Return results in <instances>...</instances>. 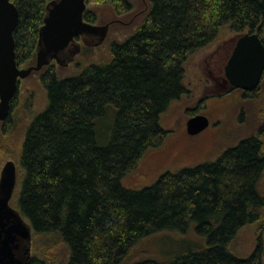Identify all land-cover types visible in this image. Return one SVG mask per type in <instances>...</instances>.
Segmentation results:
<instances>
[{
    "label": "trees",
    "instance_id": "obj_1",
    "mask_svg": "<svg viewBox=\"0 0 264 264\" xmlns=\"http://www.w3.org/2000/svg\"><path fill=\"white\" fill-rule=\"evenodd\" d=\"M12 1L20 13L16 60L30 66L51 0ZM99 7L113 10L115 25L134 3L87 0L85 19L96 23ZM142 13L107 57L67 77L52 64L46 69L48 104L27 128L16 207L34 241L67 250L66 264H122L141 239L193 228L203 245L131 264H264L261 238L249 257L229 249L242 227L264 221V126L262 136L242 139L214 161L166 172L142 189L123 185L145 153L163 145L169 131L161 117L188 92L189 57L224 26L238 36L261 26L264 41V0H149ZM28 264L50 263L32 254Z\"/></svg>",
    "mask_w": 264,
    "mask_h": 264
},
{
    "label": "rangeland",
    "instance_id": "obj_2",
    "mask_svg": "<svg viewBox=\"0 0 264 264\" xmlns=\"http://www.w3.org/2000/svg\"><path fill=\"white\" fill-rule=\"evenodd\" d=\"M133 10L116 19L112 24L107 40L100 46L81 52L68 66L53 62L54 72L67 77L80 67L107 57L110 43L121 41L126 32L134 30L144 19L149 0H132ZM101 15L97 24H105L115 19L116 14L110 7L95 8ZM238 35L229 26H224L218 36L205 47L193 53L185 64V84L188 92L174 101L161 117L162 126L169 131L163 145L149 149L140 160L135 171L123 178V185L129 189H142L150 186L166 172H176L182 168L205 161H214L227 148L237 145L242 139L261 135L264 126V78L252 90L222 88L225 66L232 54ZM36 61V60H35ZM35 64V63H34ZM79 64V65H78ZM50 65L34 71L19 82V90L12 101L10 116L0 120V171L12 159L18 166V184L11 200L16 206L18 191L21 187L22 168L20 157L27 128L33 119L45 110L48 104L47 90L42 76ZM28 67V66H22ZM196 114H205L210 125L199 134L187 131V121ZM264 194V175L260 181ZM264 221L242 227L229 245V249L239 257H249L259 238L264 241ZM204 240L191 229L186 233L161 231L141 239L134 245L122 264H131L144 259L168 260L177 251L187 246L203 245ZM66 249L43 240H32V254H38L50 264H66Z\"/></svg>",
    "mask_w": 264,
    "mask_h": 264
},
{
    "label": "water",
    "instance_id": "obj_3",
    "mask_svg": "<svg viewBox=\"0 0 264 264\" xmlns=\"http://www.w3.org/2000/svg\"><path fill=\"white\" fill-rule=\"evenodd\" d=\"M87 0H51L40 27L36 61L20 67L16 60L14 31L20 13L12 0H0V120H7L19 82L54 61L68 66L83 47H97L108 38L114 21L97 24L84 17ZM261 26L240 35L225 66V80L232 88L256 89L264 74V41ZM196 135L210 125L205 114H196L186 123ZM18 184V166L8 160L0 172V264H28L32 256L33 228L21 211L11 204Z\"/></svg>",
    "mask_w": 264,
    "mask_h": 264
},
{
    "label": "flooded vegetation",
    "instance_id": "obj_4",
    "mask_svg": "<svg viewBox=\"0 0 264 264\" xmlns=\"http://www.w3.org/2000/svg\"><path fill=\"white\" fill-rule=\"evenodd\" d=\"M220 84V86L222 87V88H225L226 90H231V86L229 85V83L228 82H226V80L224 79L223 80V82L222 83H219ZM12 108H13V104H12Z\"/></svg>",
    "mask_w": 264,
    "mask_h": 264
}]
</instances>
